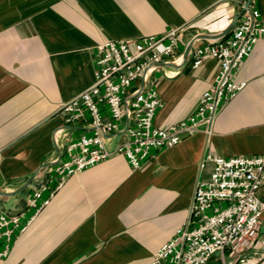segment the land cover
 I'll return each mask as SVG.
<instances>
[{"label": "crops", "instance_id": "crops-1", "mask_svg": "<svg viewBox=\"0 0 264 264\" xmlns=\"http://www.w3.org/2000/svg\"><path fill=\"white\" fill-rule=\"evenodd\" d=\"M241 1L0 0V192H17L37 173L21 193L0 195V212L32 214L26 200L49 173L41 168L59 157L56 132H88L66 125L59 109L94 83L98 46L183 29L184 56L194 38L193 47L221 39L239 17ZM252 3L264 20V0ZM182 58L154 73L164 102L158 127L194 114L220 71L217 60L194 69L190 57L184 65ZM237 79L246 87L221 107L211 133L203 127L185 135L138 170L117 155L72 177L0 264H152L188 221L197 182L213 170L209 162L202 168L208 155L264 156V39ZM124 141L117 134L109 147ZM263 231L264 220L242 264H254L264 252Z\"/></svg>", "mask_w": 264, "mask_h": 264}, {"label": "built area", "instance_id": "built-area-1", "mask_svg": "<svg viewBox=\"0 0 264 264\" xmlns=\"http://www.w3.org/2000/svg\"><path fill=\"white\" fill-rule=\"evenodd\" d=\"M246 2H240L242 9ZM261 39L264 20L251 3L227 36L193 47L189 57L194 69L214 59L220 71L196 112L168 128L156 125L164 102L154 73L161 63H178L183 57V29L98 46L94 83L59 109L66 125L88 132L78 137L64 128L56 132L60 155L49 167L48 178L26 200L32 214L0 212V259L9 258L18 238L72 177L117 155L138 170L185 135L203 127L211 133L221 107L246 87L237 74ZM120 133L125 141L110 149L109 139ZM208 162L213 170L208 180L197 182L188 221L153 255L152 264H208L218 254L225 261L243 263L255 247L264 220V156L208 155L202 168Z\"/></svg>", "mask_w": 264, "mask_h": 264}, {"label": "water", "instance_id": "water-1", "mask_svg": "<svg viewBox=\"0 0 264 264\" xmlns=\"http://www.w3.org/2000/svg\"><path fill=\"white\" fill-rule=\"evenodd\" d=\"M251 3H252V0H247V2L245 4V6L243 7V9H242L239 17L250 7ZM239 17L237 18V20L239 19ZM236 21H235V23H236ZM235 23L220 38H223V37L227 36L229 34V32L233 29ZM196 40L197 39L194 38V39L190 40L187 43L186 50H185V53H184V56H183V61H182V64L183 65L188 62L191 49L193 48V45H194V43H195ZM161 65L176 66V63H165V62H163L159 66H161ZM58 154L60 155V150H58ZM50 166L51 165H44L41 169H44V168H47V167H50ZM36 176H37V173L33 177H31L29 179V181L20 190H18L17 192H15V193H3V192H0V195H3V196H15V195L21 193L24 189H26L28 186H30L33 183V181L36 178ZM208 264H228V263H227V261L223 260L222 258H218V259H213ZM235 264H238V263H235Z\"/></svg>", "mask_w": 264, "mask_h": 264}, {"label": "rangeland", "instance_id": "rangeland-1", "mask_svg": "<svg viewBox=\"0 0 264 264\" xmlns=\"http://www.w3.org/2000/svg\"><path fill=\"white\" fill-rule=\"evenodd\" d=\"M264 232V231H263ZM220 254H218L217 256H219ZM258 260L254 262V264H264V252L260 255L257 256ZM245 260V259H244ZM247 262V261H246ZM238 264H242V263H238Z\"/></svg>", "mask_w": 264, "mask_h": 264}]
</instances>
